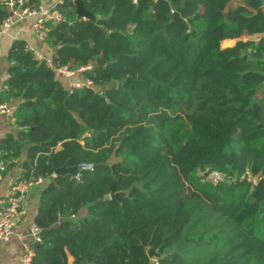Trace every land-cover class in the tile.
<instances>
[{
	"label": "trees",
	"instance_id": "1",
	"mask_svg": "<svg viewBox=\"0 0 264 264\" xmlns=\"http://www.w3.org/2000/svg\"><path fill=\"white\" fill-rule=\"evenodd\" d=\"M74 1L44 26L52 66L17 40L0 94V159L46 182L32 264H264V0H81L96 22Z\"/></svg>",
	"mask_w": 264,
	"mask_h": 264
},
{
	"label": "built area",
	"instance_id": "2",
	"mask_svg": "<svg viewBox=\"0 0 264 264\" xmlns=\"http://www.w3.org/2000/svg\"><path fill=\"white\" fill-rule=\"evenodd\" d=\"M27 1L28 0H0V7L2 5L6 6L12 13L8 19L0 22V36L6 33L18 21H23L28 18H36V21L33 25L35 34L39 41L46 42L48 34L44 29L45 24L48 22L60 24L65 21L63 15L57 11L58 5L62 4L63 0L48 7L45 5V3H42L37 8L28 7ZM41 1L44 2L45 0ZM27 49L34 54L38 61H46L48 65L52 66V60L46 58L38 49L28 44ZM57 74L60 77H72L75 73L68 70L67 68H61L57 70ZM81 88H83V83L81 82H76L69 86L70 91ZM16 111V105L10 106L0 102V114L5 115L9 121L15 122L14 116ZM80 168L92 170V166L86 164L81 165ZM6 172L7 167L0 159V179H2ZM207 179L213 184H218L221 181H224L226 176L221 172L214 171L210 174H207ZM242 179H245V176H243ZM247 180L251 183L257 182V179L252 178L250 175H248ZM42 182V180L35 182L20 181L16 184L12 196L0 199V242H6L16 235L18 220L27 201L28 194L33 187L41 185ZM41 233L42 230L36 224H33L30 227L28 233L29 241L24 244V255L21 259V264H32V243L41 241Z\"/></svg>",
	"mask_w": 264,
	"mask_h": 264
},
{
	"label": "crops",
	"instance_id": "3",
	"mask_svg": "<svg viewBox=\"0 0 264 264\" xmlns=\"http://www.w3.org/2000/svg\"><path fill=\"white\" fill-rule=\"evenodd\" d=\"M59 1L61 0H45L43 3L48 7ZM35 21L36 18L18 21L0 36V94L6 90V82L9 79V70L12 66L9 53L17 40H25L28 45L38 49L48 59H51L54 53V49L49 47L47 41L41 42L37 38L33 28ZM61 79L66 87L82 81L79 74H74L72 77H61ZM260 92L263 93L262 96L264 97V86ZM17 132L15 122L9 121L5 115L0 114V140L5 139L9 135H16ZM26 152L27 150L24 151L17 165L8 169L2 179H0V199L13 195L14 188L23 173ZM45 186L46 182H42L41 185L35 186L30 190L18 220L16 235L6 242H0V264H21V259L24 255V244L29 241V229L35 223L38 215L41 195Z\"/></svg>",
	"mask_w": 264,
	"mask_h": 264
},
{
	"label": "water",
	"instance_id": "4",
	"mask_svg": "<svg viewBox=\"0 0 264 264\" xmlns=\"http://www.w3.org/2000/svg\"><path fill=\"white\" fill-rule=\"evenodd\" d=\"M75 5H76V14H77V19L78 20H88V21H93L96 22L97 19L94 15L89 13L85 8L84 4L81 0H75ZM55 51V50H54ZM122 85H119V88H121ZM79 173V168L78 167H67L63 166L61 168H58L55 170V176L59 175H66L69 174L73 177H77ZM207 176V174H206ZM128 196L127 192H118V193H111L110 194V199L114 201H118L119 203L122 202L124 198Z\"/></svg>",
	"mask_w": 264,
	"mask_h": 264
},
{
	"label": "rangeland",
	"instance_id": "5",
	"mask_svg": "<svg viewBox=\"0 0 264 264\" xmlns=\"http://www.w3.org/2000/svg\"><path fill=\"white\" fill-rule=\"evenodd\" d=\"M262 95H263V93H262V92H260V94H259L258 98H261V97H263Z\"/></svg>",
	"mask_w": 264,
	"mask_h": 264
}]
</instances>
